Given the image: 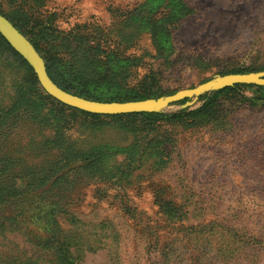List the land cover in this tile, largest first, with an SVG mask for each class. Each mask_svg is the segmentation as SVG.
Wrapping results in <instances>:
<instances>
[{"label": "rangeland", "instance_id": "rangeland-1", "mask_svg": "<svg viewBox=\"0 0 264 264\" xmlns=\"http://www.w3.org/2000/svg\"><path fill=\"white\" fill-rule=\"evenodd\" d=\"M0 13L92 100L264 71V0H0ZM8 51L0 264H64V243L71 264H264V84L183 98L156 119L88 116Z\"/></svg>", "mask_w": 264, "mask_h": 264}, {"label": "water", "instance_id": "water-1", "mask_svg": "<svg viewBox=\"0 0 264 264\" xmlns=\"http://www.w3.org/2000/svg\"><path fill=\"white\" fill-rule=\"evenodd\" d=\"M0 34L9 45L28 63L47 94L71 107L100 115L132 112H156L160 108L192 98L210 90H218L234 84H264V71L229 73L209 79L196 87L179 90L167 96L127 101H99L81 97L59 87L48 75L43 58L28 38L0 13ZM188 102L185 103L187 105Z\"/></svg>", "mask_w": 264, "mask_h": 264}, {"label": "trees", "instance_id": "trees-1", "mask_svg": "<svg viewBox=\"0 0 264 264\" xmlns=\"http://www.w3.org/2000/svg\"><path fill=\"white\" fill-rule=\"evenodd\" d=\"M6 17V16H5ZM7 18V17H6ZM8 19V18H7ZM9 20V19H8ZM10 21V20H9ZM11 22V21H10ZM12 23V22H11ZM13 24V23H12ZM16 28L17 26L15 24H13ZM18 29V28H17ZM19 30V29H18ZM20 31V30H19ZM21 33L24 34V32L20 31ZM25 35V34H24ZM28 40L33 44V46L35 47V49L37 50V45L31 40L28 38ZM0 55L1 53L5 52L6 50H11V55L15 58V59H19L21 60L22 62H25L26 65H28V63L21 57V55H19L10 45L9 43L4 39V37L0 34ZM38 51V50H37ZM8 51V53H10ZM13 52V53H12ZM40 54V53H39ZM41 55V54H40ZM42 57V55H41ZM43 58V57H42ZM44 60V63H45V66H46V70H47V73L49 75V77L59 86L61 87L62 89L66 90V91H69L68 89L64 88L63 85L59 82H57L53 76L50 74V70H49V64L47 63V61L45 60V58H43ZM28 67L30 69H32L29 65ZM245 84H234L232 86H227V87H224L222 89H218L216 91H213L211 93V95L208 97V102H211L220 92L224 91V90H227V89H232L234 87H237V86H243ZM264 88V87H263ZM264 93V91H263ZM49 96V95H48ZM50 97V96H49ZM145 97H142V96H137L135 98H132V100H137V99H143ZM257 99L259 100H262L264 101V94L260 95ZM54 101L60 103V104H63L61 103L60 101H57L56 99L53 98ZM128 100V99H127ZM65 105V104H64ZM67 106V105H65ZM67 107H70V106H67ZM76 110H79L83 113H85L86 115L88 116H98L100 114H94V113H90V112H86V111H83V110H80V109H77ZM123 115H127V116H143L145 117L146 119H156L158 118L161 114L159 112H132V113H124V114H115V115H103V116H123ZM51 210H44L43 212V216L42 217H45L46 219V223L48 221H55V219L51 218ZM52 229V230H51ZM50 230L48 229V233H49V239L47 240V242H51V241H55L56 240V234H54L52 231L54 230L53 227L51 228ZM69 246L70 244L68 243H64L63 244V247L60 249V254L58 256V259H60V261L64 264H71L73 263L74 259L72 258V252L69 251Z\"/></svg>", "mask_w": 264, "mask_h": 264}]
</instances>
